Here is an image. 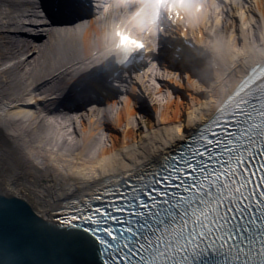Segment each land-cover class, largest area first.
Segmentation results:
<instances>
[{
	"label": "snow or ice",
	"instance_id": "1",
	"mask_svg": "<svg viewBox=\"0 0 264 264\" xmlns=\"http://www.w3.org/2000/svg\"><path fill=\"white\" fill-rule=\"evenodd\" d=\"M240 7L254 18V32L264 27V0H242ZM0 13L6 17L0 32L11 36L52 23L36 0H0ZM225 16L241 33L240 17L227 10ZM8 59L2 67L11 71L15 61ZM8 96L0 87V186L15 184L19 156L62 185H99L102 191L83 200L65 199L56 221L74 230L75 240L91 248L100 264H264V65L250 67L228 102L191 134L185 127L182 137L177 126L170 129L161 147L179 144L156 170L147 157L110 174L104 161L85 171L66 153L38 156L8 131L18 113L31 116L8 103ZM27 103L36 107L35 100Z\"/></svg>",
	"mask_w": 264,
	"mask_h": 264
},
{
	"label": "bare ground",
	"instance_id": "2",
	"mask_svg": "<svg viewBox=\"0 0 264 264\" xmlns=\"http://www.w3.org/2000/svg\"><path fill=\"white\" fill-rule=\"evenodd\" d=\"M71 1L65 0L68 3ZM18 3H23V0H18ZM74 4H68L73 7L69 11L82 13L81 5ZM24 10L34 11L35 9L25 7ZM66 12L67 10L59 14L65 16L64 13ZM230 12L234 14L235 9L233 8ZM59 14L57 13L55 16L58 17ZM94 15H87L90 24L83 31H81L82 26L77 27L74 25L76 22H71L73 29L66 31H49L50 27H43L39 32L33 30L32 34L29 35L11 36L0 32V87L9 93V96L6 97L8 103L18 106L24 112L31 113V116L19 115L18 113L17 118L10 122L8 131L14 133L18 142L31 146L32 151L38 156L43 154L46 158H51V156H56L59 153H66L71 158L76 159L78 161L77 166L85 171H88L101 160L104 161L109 170H113L129 166L128 160L134 161L147 157L151 161L161 158L167 151L170 152L171 148L179 144L177 141L170 147H161L162 142L170 136V129L183 124L190 133L194 123L204 118L206 108L213 106V103L221 97V91L227 85V75L230 72H242L246 63L254 59V55L259 56L255 52L264 47V38H262L264 37V35L262 36L264 27L258 32L252 30V36H248L246 31L241 32L240 38L242 37L243 41L245 39L248 41L246 45L249 49L248 53L236 60L230 59L226 52L219 56L213 52L209 53L208 56L214 54L213 56L217 58L220 70H216L214 65H210L209 68L214 73L208 76L206 82H201L197 78L199 72L195 69L193 71L194 76L191 72H187V74L197 78L198 84L187 81L188 85H186L181 80L173 78L170 82L181 91L179 94L172 93V97L176 99L168 96L167 103H163L157 97L163 94L165 88L170 89L169 81H167L168 78L159 80L161 77L154 70L151 74H145L147 79L141 81L142 84L139 80L133 81L132 90H127L130 93L126 96L127 99L120 101L113 96V89L109 91L107 87V85L111 86L107 77L109 75L114 76L115 69L109 72L104 71L98 65H91L100 62L98 55L92 54L93 48L95 44L101 46L103 33L107 30L108 21L111 20V17L108 16L105 18L106 22H103L101 19H94ZM5 19V14L0 13V24H3ZM229 21L233 20L226 16L222 25L223 29L221 28L225 33L230 32L233 27H237L234 21V23H229ZM66 25L68 22L63 27ZM205 36L208 37V33H205ZM204 49V52L208 51L207 47ZM152 55H157V53ZM223 56L226 59H223ZM6 57L9 58L10 64L11 61H15L14 64H11V71L2 67ZM169 60L171 63H164L169 72L171 67L178 68L179 64L181 67L190 65L186 60L178 61L172 56H169ZM73 64V67L69 66ZM82 65L86 70L71 73L78 70V67ZM87 65L91 69H88ZM64 67L66 68L63 69ZM99 67L101 70H96ZM57 71L59 73L55 74ZM172 71L176 70L172 68ZM205 74H207L206 71ZM49 75H53V77L48 79ZM70 77L77 86L95 85L105 100L98 97L96 102L89 105L88 114L83 113L80 117L72 118L71 123L65 121L64 124L55 125L49 121L46 112L54 111L57 105L67 97L65 96L67 95V88H72V82L68 80ZM114 77V80L119 78V76ZM153 80L160 84L159 88L152 83ZM139 85H142L148 98H151L156 104L163 105V111L157 120L158 122L152 123L149 130L146 129V127L148 128L146 126L145 130L147 131L144 132L138 124L139 121L136 120L134 123L132 120L134 116H138L141 109L143 111L148 110L145 103L147 100L141 98L140 90L142 88L140 86L139 90ZM104 90L107 91L106 94L103 93ZM82 97L84 98V96ZM29 100H35L36 107L29 105L27 103ZM86 100L81 103L78 102L75 107H82ZM95 107L98 108L97 112H89ZM101 107L103 108L101 109ZM13 110L16 109H8V111ZM115 110L116 117L114 115ZM72 113L75 114L76 111ZM69 129L72 131L68 132ZM107 135L109 138L103 141ZM69 137L72 139L69 140ZM15 167V184L8 182L0 186V193L25 198L41 216L52 221H54L55 211L62 206L64 198L95 188L88 184H69L67 182L62 185L49 173L31 166L23 156L17 158Z\"/></svg>",
	"mask_w": 264,
	"mask_h": 264
},
{
	"label": "clouds",
	"instance_id": "3",
	"mask_svg": "<svg viewBox=\"0 0 264 264\" xmlns=\"http://www.w3.org/2000/svg\"><path fill=\"white\" fill-rule=\"evenodd\" d=\"M228 3L234 4L238 9L234 15L240 17L242 32L246 31L248 36H252L251 26L255 20L254 18L249 20L246 8L240 7L242 0H92L94 19L106 18L114 9L123 10L119 18L108 21L104 33V39L115 52L138 50L140 44H143L145 51L155 52L158 50L161 34H170L166 21L168 26L178 30L180 36L185 38L192 36L197 45L209 48L217 56L226 52L230 59L236 60L248 53L249 49L246 47L248 41L245 39L241 44L235 27L228 33L221 30ZM229 23L234 22L229 21ZM205 33H208V37ZM260 51L264 53V48ZM149 60L152 61L151 57ZM158 67V64L152 61L146 72H153ZM173 76L178 77L179 73L170 74L168 79L171 80ZM186 80L198 84L197 78L191 74H186ZM152 83L157 88L160 87L156 80ZM168 96L172 97L171 91ZM157 99L167 103L163 96ZM172 99L176 98L172 97ZM51 119L49 118L50 122ZM177 127L182 137L184 126L180 124ZM68 139L71 140L72 137ZM36 162L42 163L40 160ZM101 162L102 160L95 166L101 167Z\"/></svg>",
	"mask_w": 264,
	"mask_h": 264
},
{
	"label": "water",
	"instance_id": "4",
	"mask_svg": "<svg viewBox=\"0 0 264 264\" xmlns=\"http://www.w3.org/2000/svg\"><path fill=\"white\" fill-rule=\"evenodd\" d=\"M76 235L41 216L25 198L0 193L3 264H100L91 248L75 240Z\"/></svg>",
	"mask_w": 264,
	"mask_h": 264
},
{
	"label": "rangeland",
	"instance_id": "5",
	"mask_svg": "<svg viewBox=\"0 0 264 264\" xmlns=\"http://www.w3.org/2000/svg\"><path fill=\"white\" fill-rule=\"evenodd\" d=\"M171 74H174L171 72ZM175 77V76H173ZM179 78L182 77L181 75L178 76ZM168 90L165 89L163 91V94L162 95H158L159 96H163L164 97V100H168L167 97H168ZM142 99H145L147 100L145 103L147 104V109L148 110H145L143 111V109H141V111L138 113V116H134V118L132 119L134 121V123H136V120L139 121V126L141 128V130L144 132L145 131V127L147 124H152V123H156L159 116L161 115V112L163 111V105L161 106L160 103L159 104H156L151 98H148V96H146L144 93H143V98ZM164 103V101H161ZM139 105V104H138ZM114 115L116 117V110L114 112ZM122 131V129H120ZM121 133V132H119ZM108 134V132H107ZM109 137L108 135L104 137V140H107ZM109 145H111V142H109Z\"/></svg>",
	"mask_w": 264,
	"mask_h": 264
}]
</instances>
